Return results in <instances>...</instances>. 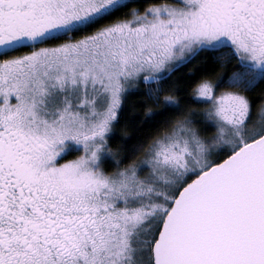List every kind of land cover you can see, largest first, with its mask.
Masks as SVG:
<instances>
[{
  "label": "snow or ice",
  "instance_id": "snow-or-ice-1",
  "mask_svg": "<svg viewBox=\"0 0 264 264\" xmlns=\"http://www.w3.org/2000/svg\"><path fill=\"white\" fill-rule=\"evenodd\" d=\"M0 264H264V0H0Z\"/></svg>",
  "mask_w": 264,
  "mask_h": 264
},
{
  "label": "trees",
  "instance_id": "trees-1",
  "mask_svg": "<svg viewBox=\"0 0 264 264\" xmlns=\"http://www.w3.org/2000/svg\"><path fill=\"white\" fill-rule=\"evenodd\" d=\"M133 99H134V97H133Z\"/></svg>",
  "mask_w": 264,
  "mask_h": 264
}]
</instances>
